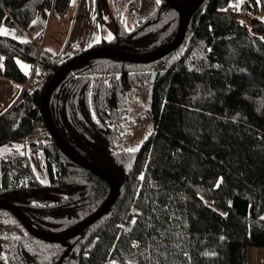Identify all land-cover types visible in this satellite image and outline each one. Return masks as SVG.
Wrapping results in <instances>:
<instances>
[{
  "label": "trees",
  "instance_id": "16d2710c",
  "mask_svg": "<svg viewBox=\"0 0 264 264\" xmlns=\"http://www.w3.org/2000/svg\"><path fill=\"white\" fill-rule=\"evenodd\" d=\"M132 1L131 10L138 4ZM177 1L191 10L180 47L146 64L91 59L68 72L50 99L61 136L120 180L110 211L63 245L32 236L0 207V264H135L127 257L139 264H250L249 248H264V0ZM69 4L0 0L8 78L28 80L18 59L32 63L37 47L3 35L2 26L24 31L41 5L64 15ZM180 22L179 12L159 0L133 29L118 21L114 38L96 46L148 54L171 42ZM140 84L150 85L154 130L128 151L121 149L122 123L128 90ZM42 93L24 96L0 116V146L28 141L41 150L48 182L24 155L2 156L0 198L20 208L35 228L60 232L97 210L111 189L50 136ZM132 216L136 222L125 230L120 222Z\"/></svg>",
  "mask_w": 264,
  "mask_h": 264
},
{
  "label": "crops",
  "instance_id": "0c3cea01",
  "mask_svg": "<svg viewBox=\"0 0 264 264\" xmlns=\"http://www.w3.org/2000/svg\"><path fill=\"white\" fill-rule=\"evenodd\" d=\"M132 15L121 0H70L69 8L64 15L58 13L54 7L49 9L41 5L27 29L20 31L17 27L5 25L2 26L1 33L6 31L8 34L3 35L29 41L35 36H43L46 51L51 54H63L70 59L103 40L113 39L118 21L125 29H133L136 24ZM259 18L264 21V11H260ZM18 63L22 71L29 75L31 63L22 59H18ZM22 90V83L5 75V55L0 51V116L20 100ZM11 154L24 155L34 174L43 183L48 182L41 150H32L28 141L0 146V157ZM249 254H252L253 264H259V258L264 256V248H249L248 262Z\"/></svg>",
  "mask_w": 264,
  "mask_h": 264
},
{
  "label": "water",
  "instance_id": "95a60500",
  "mask_svg": "<svg viewBox=\"0 0 264 264\" xmlns=\"http://www.w3.org/2000/svg\"><path fill=\"white\" fill-rule=\"evenodd\" d=\"M170 4L172 8L177 10L181 16V22L179 26V30L175 38L169 42L168 44L158 48L157 50L148 53V54H135L131 53L113 46H96L92 47L79 55L70 58L68 61L63 63L51 76L45 90L41 95L40 100V111L42 114L43 122L53 140L58 144L62 152L69 157L71 160L76 162L78 165L96 173L97 175L104 178L110 185V195L106 198V200L100 205V207L95 210L91 215L87 216L82 221L76 223L75 225L60 231V232H46L35 228L27 219L23 211L18 208L11 201L0 198V207L5 208L12 212V214L21 222V224L25 227V229L34 237L51 242V243H61L63 245H68V241L77 235H79L82 231L87 229L94 222L99 220L104 214L108 213L112 207V205L117 200L120 194L121 183L120 180L114 175V173L108 168L99 166L93 162H90L85 157H83L78 151L75 150L61 134L58 132L52 116L50 112V99L64 76L78 67L79 65L87 62L91 59L96 58H117L123 59L135 63L146 64L149 62L156 61L161 59L178 47L184 41L187 26L189 24L191 18V10L189 7L181 4L177 0H165ZM67 254H65L66 256Z\"/></svg>",
  "mask_w": 264,
  "mask_h": 264
},
{
  "label": "rangeland",
  "instance_id": "374dc122",
  "mask_svg": "<svg viewBox=\"0 0 264 264\" xmlns=\"http://www.w3.org/2000/svg\"><path fill=\"white\" fill-rule=\"evenodd\" d=\"M241 1V0H238ZM122 4L125 6L127 11L132 15L135 24L140 20H143L150 14L156 5L157 0H138L137 7L131 10L132 0H121ZM248 14H242V20L249 22ZM132 28V27H130ZM129 28V29H130ZM149 95H150V85L140 84L138 86L130 87L128 90V96L130 99L129 106H127L124 114V119L122 123V142L121 149H138L140 145L146 140L149 135L153 132L154 126L150 115V105H149ZM42 130L36 132L32 137L37 140L41 137ZM133 210H136L133 208ZM135 220V216H132L128 222H120L121 226L125 230H129L132 226V221ZM252 254H249V262L253 264ZM114 262L119 261L118 257L112 259ZM129 262L139 264L138 260L134 257H127Z\"/></svg>",
  "mask_w": 264,
  "mask_h": 264
},
{
  "label": "built area",
  "instance_id": "2783aa9c",
  "mask_svg": "<svg viewBox=\"0 0 264 264\" xmlns=\"http://www.w3.org/2000/svg\"><path fill=\"white\" fill-rule=\"evenodd\" d=\"M31 42L37 47V53L31 63V71L28 80L22 84L21 99L42 93L49 76L54 73L57 66L66 60L63 54H51L44 48L43 36H35ZM259 264H264V256L259 258Z\"/></svg>",
  "mask_w": 264,
  "mask_h": 264
},
{
  "label": "snow or ice",
  "instance_id": "6c2138e0",
  "mask_svg": "<svg viewBox=\"0 0 264 264\" xmlns=\"http://www.w3.org/2000/svg\"><path fill=\"white\" fill-rule=\"evenodd\" d=\"M157 2H159V0H157ZM3 34H8L6 31ZM128 151H135V149H129ZM141 179H143V177H141ZM136 221L133 220L132 223H135Z\"/></svg>",
  "mask_w": 264,
  "mask_h": 264
}]
</instances>
